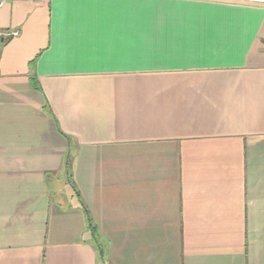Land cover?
<instances>
[{
    "label": "crops",
    "instance_id": "obj_1",
    "mask_svg": "<svg viewBox=\"0 0 264 264\" xmlns=\"http://www.w3.org/2000/svg\"><path fill=\"white\" fill-rule=\"evenodd\" d=\"M0 264H264V5L3 4Z\"/></svg>",
    "mask_w": 264,
    "mask_h": 264
},
{
    "label": "trees",
    "instance_id": "obj_2",
    "mask_svg": "<svg viewBox=\"0 0 264 264\" xmlns=\"http://www.w3.org/2000/svg\"><path fill=\"white\" fill-rule=\"evenodd\" d=\"M70 162H71V153L68 151L67 156H66V166H67V173H68V182L72 186V188L75 190V186H74V183H73V180H72V176H71V174L69 172ZM77 195H79V194L77 193ZM86 213H87L86 215H88L87 216L88 217V224H89V229L91 231L92 239L94 240V244H95L96 249L98 251L99 258L101 260H103V258H104V249H103L102 243H101V241H100V239L98 237L96 228L91 223V219H90L89 214H88L87 211H86Z\"/></svg>",
    "mask_w": 264,
    "mask_h": 264
},
{
    "label": "built area",
    "instance_id": "obj_3",
    "mask_svg": "<svg viewBox=\"0 0 264 264\" xmlns=\"http://www.w3.org/2000/svg\"><path fill=\"white\" fill-rule=\"evenodd\" d=\"M9 0H0V7L5 4L6 2H8ZM35 1V0H32ZM237 1H241V2H248V3H256V4H263L264 5V0H237ZM17 34V32H13L12 35Z\"/></svg>",
    "mask_w": 264,
    "mask_h": 264
}]
</instances>
